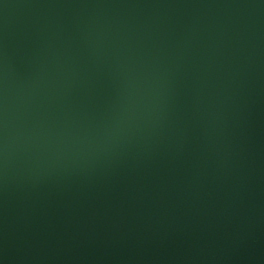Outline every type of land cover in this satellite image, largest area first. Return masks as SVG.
Listing matches in <instances>:
<instances>
[{
    "label": "water",
    "instance_id": "1",
    "mask_svg": "<svg viewBox=\"0 0 264 264\" xmlns=\"http://www.w3.org/2000/svg\"><path fill=\"white\" fill-rule=\"evenodd\" d=\"M0 264H264V0H0Z\"/></svg>",
    "mask_w": 264,
    "mask_h": 264
}]
</instances>
